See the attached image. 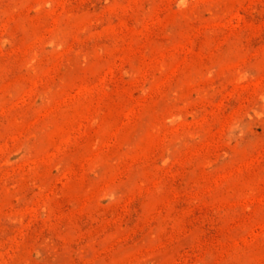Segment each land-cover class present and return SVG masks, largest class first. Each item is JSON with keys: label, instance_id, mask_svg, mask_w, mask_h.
<instances>
[{"label": "rangeland", "instance_id": "1", "mask_svg": "<svg viewBox=\"0 0 264 264\" xmlns=\"http://www.w3.org/2000/svg\"><path fill=\"white\" fill-rule=\"evenodd\" d=\"M0 264H264V0H0Z\"/></svg>", "mask_w": 264, "mask_h": 264}]
</instances>
